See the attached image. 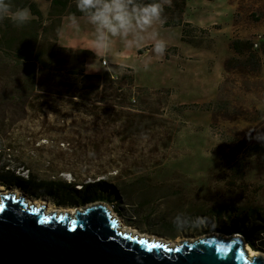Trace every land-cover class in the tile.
Instances as JSON below:
<instances>
[{"label": "rangeland", "instance_id": "1", "mask_svg": "<svg viewBox=\"0 0 264 264\" xmlns=\"http://www.w3.org/2000/svg\"><path fill=\"white\" fill-rule=\"evenodd\" d=\"M185 18L207 31L192 34L189 39L195 46L180 41V28L164 30L156 22L141 33L139 46L128 47L122 38L113 37L106 56L93 49L96 29L87 18H77L78 28L71 18L62 21L59 44L96 55L88 61L89 71L119 73L118 87H126V77H132L136 93L137 88L169 91L164 111L172 122L152 138L111 144L107 140L113 127L94 138L100 124L69 108L55 114L42 107L19 122L7 120L13 116L9 108L0 125V145L6 158L24 163L18 171L24 178L28 168L40 180L121 183L116 202L96 204L152 240L180 244L219 237L239 239L245 248L241 237L225 232V217L231 214L233 220L245 209L264 215V0H188ZM153 31L166 45L177 47L181 58L166 61V54L172 56L170 47L163 56L156 55ZM236 39L257 45L251 51L258 66L249 63L247 54L239 56L229 49ZM148 45L152 46L142 55L137 53ZM72 60L63 55L55 63L74 70L68 64ZM180 106H186L182 114L172 110ZM159 107L153 104L147 111ZM174 127L180 130L170 138ZM253 143L260 145L259 151L250 149ZM161 159L160 165H151ZM236 163L234 169L240 171L231 170ZM1 188L0 196L14 193L29 203L38 202L45 211L68 214L79 209L57 206L48 197L36 199L19 188Z\"/></svg>", "mask_w": 264, "mask_h": 264}, {"label": "trees", "instance_id": "2", "mask_svg": "<svg viewBox=\"0 0 264 264\" xmlns=\"http://www.w3.org/2000/svg\"><path fill=\"white\" fill-rule=\"evenodd\" d=\"M45 1L49 3L46 17L42 15L35 0H8L11 12L0 18L1 126L7 119L6 113L9 112V108L13 116L7 120L16 122L25 121L28 112H41L42 107L55 114L61 109L69 108L93 118L100 124L101 127L95 128L94 138L102 135L101 130L113 127L115 131L107 142L125 144L152 138L158 128L162 129V126L166 127L172 122V118L164 111L170 97L168 90L150 91L147 88H137L136 93L132 87V77H126L128 80L126 87H118L119 73L107 71L103 75L87 74L84 64L91 54L85 50L73 51L58 44L62 18L86 16L77 10L76 0ZM138 2L146 4L155 0ZM158 2L164 6L162 16L164 22L160 23L162 28H180V40L183 43L195 46L189 39L192 34L207 33L205 29L184 21L187 0ZM21 8L30 9L31 18L25 24L17 26L14 18L8 15H13ZM256 46L250 41L236 39L230 42L229 49L239 56L247 54L249 63L258 66L259 59L251 51ZM262 47L264 50V43ZM148 48L149 46H145L137 53L142 55ZM170 50L172 56L177 54L176 47H170ZM63 55L72 56L73 60L68 64L74 66V70L64 67L61 63H55V60ZM164 57L169 59L171 56L166 54ZM111 75H115L117 79L112 80ZM153 104L160 107L147 111ZM12 107L16 109L13 110ZM184 109L186 106L172 107V110L180 114ZM207 110L213 113L211 109ZM180 124L179 126H182ZM179 130V127H174L171 133L169 131L170 138L175 137ZM84 139L95 144L88 137ZM104 140L102 138V141ZM251 146V150L259 151V144L253 143ZM162 160L151 165L158 166ZM24 167L21 159L15 161L6 158L5 148L0 145V187L6 190L19 188L36 199L48 197L57 206L73 209L98 202H116L117 192L123 190L121 183L105 180L80 185L75 182L67 183L61 179L40 180L28 168L24 178L18 172ZM236 167L237 163L231 170H241L234 169ZM230 215L225 217L229 219L225 232L241 237L243 243L251 249L264 253V215L260 216L253 209H245L241 215H234L233 220Z\"/></svg>", "mask_w": 264, "mask_h": 264}, {"label": "water", "instance_id": "3", "mask_svg": "<svg viewBox=\"0 0 264 264\" xmlns=\"http://www.w3.org/2000/svg\"><path fill=\"white\" fill-rule=\"evenodd\" d=\"M245 249L239 239L170 246L122 232L102 204L69 216L46 214L14 193L0 196V264H264Z\"/></svg>", "mask_w": 264, "mask_h": 264}, {"label": "clouds", "instance_id": "4", "mask_svg": "<svg viewBox=\"0 0 264 264\" xmlns=\"http://www.w3.org/2000/svg\"><path fill=\"white\" fill-rule=\"evenodd\" d=\"M76 8L95 26L93 49L105 56L110 51L113 37L122 38L128 47L139 46L144 39L141 33L146 32L156 22H164V6L158 0L146 4L139 3L138 0H76ZM9 12L11 4L8 0H0V18ZM29 16L30 9L27 8L13 13L17 26L25 24ZM71 23L78 28L75 16L71 17ZM150 38L155 41L154 53L163 56L167 49L166 42L159 39L155 31L150 33Z\"/></svg>", "mask_w": 264, "mask_h": 264}, {"label": "bare ground", "instance_id": "5", "mask_svg": "<svg viewBox=\"0 0 264 264\" xmlns=\"http://www.w3.org/2000/svg\"><path fill=\"white\" fill-rule=\"evenodd\" d=\"M0 189H2L1 187H0ZM29 205H34V207H36V208H39L40 207V204L38 205V202H34V203H29V202H27ZM45 213L46 214H52L53 213V211L52 210H47V211H45ZM58 214L60 213V212H57ZM56 213V214H57ZM63 213V212H62ZM74 213H75V211L74 210H72V211H70L68 214H65V215H69V216H73L74 215ZM61 215H64V214H61ZM112 215V217L114 218V215L113 214H111ZM115 220H116V223H117V226H118V229L119 230H121L122 232H126V233H131V234H133V235H138L139 237H146V238H149V239H153V237L152 236H148V235H143V234H141V233H139L137 230H135V229H129V228H126L124 225H122V224H120V221L118 220V218L115 216ZM155 239V238H154ZM157 241V240H156ZM158 241H160V240H158ZM163 241V240H162ZM191 242H193V241H191ZM191 242H188V243H191ZM164 243H166V244H169L170 246H172V245H174V246H178V245H180L179 243H168V242H165L164 241ZM246 249H245V251H246V253H247V256H248V258L249 259H252V258H254V257H261L263 260H264V253H262V252H259V251H255V250H253V249H251L248 245L245 247Z\"/></svg>", "mask_w": 264, "mask_h": 264}, {"label": "crops", "instance_id": "6", "mask_svg": "<svg viewBox=\"0 0 264 264\" xmlns=\"http://www.w3.org/2000/svg\"><path fill=\"white\" fill-rule=\"evenodd\" d=\"M35 1L37 2L38 6H39L42 15H43L44 17H46V14H47V12H48L49 3H48L47 1H45V0H35ZM207 1H210V0H207ZM187 3H188V0H187V2H186V6H185V10H184V21H185V22H187V21H186V18H185V15H186V9H187ZM29 18H31V17L29 16ZM65 18H71V17H63L62 20H61V24H60V28H59V33H58V44H59V35H60L61 27H62V21H63ZM76 18H87V17H76ZM159 24H160V22H159ZM160 26H161V24H160ZM195 26L200 27V28H204V27H202L201 25H195ZM161 28H162V26H161ZM162 29H164V30H169V29H174V28H162ZM180 38H181V36H180ZM180 41H181V40H180ZM181 42H182V41H181ZM182 43H183V42H182ZM183 44H186V43H183ZM59 45H60V44H59ZM187 45H188V44H187ZM60 46H61V45H60ZM148 46H152V45H148ZM62 47H63V46H62ZM167 47H175V46H168V45H167ZM64 48H67V47H64ZM176 48H177V47H176ZM68 49H69V48H68ZM71 50H72V49H71ZM85 51H87V52H89V53L91 54L90 58H88V59L85 60L84 67H85V71H86V73H87V74H97V73H94V72H92V71H89V70H88V67H87L88 61L91 60V59H94V58L96 57V55L94 54L93 51H90V50H85ZM180 58H181V57H180V55H179V50H178V48H177V54L174 55V56H171V57H170L169 59H167L166 61H170V60H174V59H180Z\"/></svg>", "mask_w": 264, "mask_h": 264}, {"label": "built area", "instance_id": "7", "mask_svg": "<svg viewBox=\"0 0 264 264\" xmlns=\"http://www.w3.org/2000/svg\"><path fill=\"white\" fill-rule=\"evenodd\" d=\"M101 64H102V66H104L105 68L108 67V64H107L104 60L101 61ZM111 79H112V80H116L117 77H116L115 75H111Z\"/></svg>", "mask_w": 264, "mask_h": 264}]
</instances>
